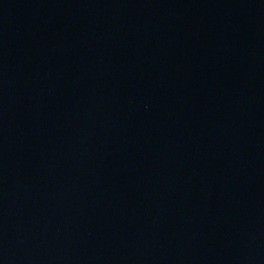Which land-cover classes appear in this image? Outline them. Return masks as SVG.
<instances>
[{
	"label": "water",
	"instance_id": "water-1",
	"mask_svg": "<svg viewBox=\"0 0 264 264\" xmlns=\"http://www.w3.org/2000/svg\"><path fill=\"white\" fill-rule=\"evenodd\" d=\"M0 264H264V0H0Z\"/></svg>",
	"mask_w": 264,
	"mask_h": 264
}]
</instances>
